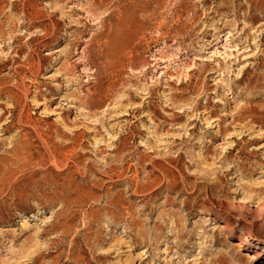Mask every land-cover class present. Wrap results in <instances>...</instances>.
<instances>
[{"label": "rangeland", "instance_id": "rangeland-1", "mask_svg": "<svg viewBox=\"0 0 264 264\" xmlns=\"http://www.w3.org/2000/svg\"><path fill=\"white\" fill-rule=\"evenodd\" d=\"M0 264H264V0H0Z\"/></svg>", "mask_w": 264, "mask_h": 264}, {"label": "bare ground", "instance_id": "bare-ground-1", "mask_svg": "<svg viewBox=\"0 0 264 264\" xmlns=\"http://www.w3.org/2000/svg\"><path fill=\"white\" fill-rule=\"evenodd\" d=\"M135 188V187H134ZM136 191V190H135ZM134 191V192H135ZM222 230L223 231H227V229H226V227H223L222 228ZM234 245H235V247L237 248V250H241V249H243L244 248V245H243V242H241V241H236V242H234ZM247 257L249 258V259H251V260H256V257H255V255L253 254V253H249L248 255H247ZM225 258V257H224ZM223 259H219V261H222ZM224 261V260H223ZM226 261V260H225Z\"/></svg>", "mask_w": 264, "mask_h": 264}]
</instances>
